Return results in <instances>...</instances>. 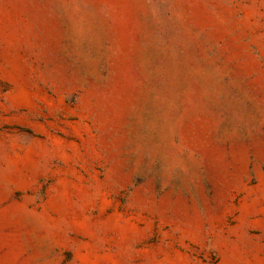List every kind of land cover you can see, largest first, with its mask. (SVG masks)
<instances>
[{
    "label": "rangeland",
    "instance_id": "rangeland-1",
    "mask_svg": "<svg viewBox=\"0 0 264 264\" xmlns=\"http://www.w3.org/2000/svg\"><path fill=\"white\" fill-rule=\"evenodd\" d=\"M0 264H264V0H0Z\"/></svg>",
    "mask_w": 264,
    "mask_h": 264
}]
</instances>
